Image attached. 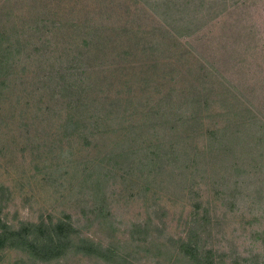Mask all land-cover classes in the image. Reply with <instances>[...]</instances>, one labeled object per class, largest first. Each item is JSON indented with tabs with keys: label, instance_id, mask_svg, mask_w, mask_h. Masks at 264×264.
Segmentation results:
<instances>
[{
	"label": "rangeland",
	"instance_id": "obj_1",
	"mask_svg": "<svg viewBox=\"0 0 264 264\" xmlns=\"http://www.w3.org/2000/svg\"><path fill=\"white\" fill-rule=\"evenodd\" d=\"M62 220L0 264H264V0H0V235Z\"/></svg>",
	"mask_w": 264,
	"mask_h": 264
},
{
	"label": "trees",
	"instance_id": "obj_2",
	"mask_svg": "<svg viewBox=\"0 0 264 264\" xmlns=\"http://www.w3.org/2000/svg\"><path fill=\"white\" fill-rule=\"evenodd\" d=\"M68 229H71V225L64 220L55 224L42 222L35 225V223H33L26 228H20V230L13 231L10 234L9 232L1 234L0 248L7 244L6 242L9 238H12V240H14L12 247L28 249L41 260L48 261L51 258L61 256L63 249L72 242V239L70 240L69 238ZM195 232L196 231L194 230L186 240L183 239L181 241L180 249L185 253V256L188 257L192 255L194 261L195 259L200 261L201 257L197 254L200 245L198 241L199 237H194ZM85 243L87 245L76 246L78 247L77 249L85 250L90 254L95 253L103 259L111 255L113 256L114 254L110 249L101 248L99 244L94 242L85 241ZM117 258H120L121 261H123V257L118 256ZM200 264H202V262Z\"/></svg>",
	"mask_w": 264,
	"mask_h": 264
}]
</instances>
